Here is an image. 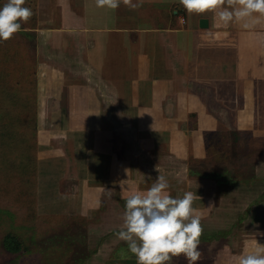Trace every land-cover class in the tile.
Listing matches in <instances>:
<instances>
[{
  "label": "crops",
  "instance_id": "obj_1",
  "mask_svg": "<svg viewBox=\"0 0 264 264\" xmlns=\"http://www.w3.org/2000/svg\"><path fill=\"white\" fill-rule=\"evenodd\" d=\"M49 3L59 25L36 51L35 100L46 120L35 130L34 215L43 205L59 206L49 214L82 216L109 205L105 214L116 223L99 237L101 264H137L116 235L126 198L163 175L173 198L197 194L193 206L211 231L226 188L204 173L225 168L235 178L233 150L246 158L264 144V16L226 25L215 12L188 14L179 0H143L135 10ZM256 154L263 166L264 151ZM261 205L220 240L202 235L197 264H238L264 245ZM173 260L187 264L183 255Z\"/></svg>",
  "mask_w": 264,
  "mask_h": 264
},
{
  "label": "rangeland",
  "instance_id": "obj_2",
  "mask_svg": "<svg viewBox=\"0 0 264 264\" xmlns=\"http://www.w3.org/2000/svg\"><path fill=\"white\" fill-rule=\"evenodd\" d=\"M5 3L7 0H0V7ZM48 4L49 0H26L23 7L32 9L34 15L27 23L22 22L21 30L12 39L0 40V264H47L49 261L50 264H83L85 259L87 264H101L107 252L100 250L101 247L97 249L99 237L116 223L110 211L105 214L109 205L83 216L49 214L48 211L54 212L59 207L52 205L51 208L43 205L41 208L45 209L40 210L38 216L33 213L35 130L41 119L46 120V115L38 114L35 100L36 51L43 52L41 45L43 40L46 43L50 39L49 29L59 25V13L53 11L54 8L51 10ZM75 53L72 51L69 55ZM259 151H264V144L256 147L253 153ZM250 159V156H236L233 150L235 178L250 174V165H253ZM250 193L245 186L237 191L238 198ZM219 196L224 198L227 194ZM206 232L210 231L204 230L202 235ZM7 233L22 242L20 252L5 249L2 239ZM109 245L108 240L102 249Z\"/></svg>",
  "mask_w": 264,
  "mask_h": 264
},
{
  "label": "clouds",
  "instance_id": "obj_3",
  "mask_svg": "<svg viewBox=\"0 0 264 264\" xmlns=\"http://www.w3.org/2000/svg\"><path fill=\"white\" fill-rule=\"evenodd\" d=\"M143 0H95L96 7L115 10L121 3L137 9ZM26 0H7L0 7V40L8 41L21 30L34 15L32 9L23 7ZM188 14L215 12L228 23L260 14L264 16V0H179ZM168 181L159 175L146 191L134 192L126 198L123 225L118 239L128 245L137 264H172L181 255L187 264H197L202 259L199 250L203 234V214L193 205L197 194L185 192L182 198L167 193ZM199 198H201L199 196ZM238 264H264V245L256 243L253 251L239 257Z\"/></svg>",
  "mask_w": 264,
  "mask_h": 264
},
{
  "label": "trees",
  "instance_id": "obj_4",
  "mask_svg": "<svg viewBox=\"0 0 264 264\" xmlns=\"http://www.w3.org/2000/svg\"><path fill=\"white\" fill-rule=\"evenodd\" d=\"M252 155L249 161L253 162V165H250V174L243 176L244 178H233L225 168L208 169L204 173L205 177L215 179L219 188L225 189L229 187V189H226L227 197H224V202L220 204L219 213L217 212L213 216L215 219L214 227L210 231L213 238L220 239L224 235V232H230L231 229L228 230L227 228L231 224L233 225V229H239L240 226L247 224L248 220L245 219L246 214L260 203L262 205L264 203V165H259L263 158H259L256 153ZM243 186L249 188L251 193L245 195V198H238L240 195H237V191ZM243 203L246 205L244 206ZM210 232H206L205 234L208 236ZM2 242L5 249L9 252L18 253L22 249V242L11 233H7L3 237Z\"/></svg>",
  "mask_w": 264,
  "mask_h": 264
},
{
  "label": "water",
  "instance_id": "obj_5",
  "mask_svg": "<svg viewBox=\"0 0 264 264\" xmlns=\"http://www.w3.org/2000/svg\"><path fill=\"white\" fill-rule=\"evenodd\" d=\"M198 25L200 28H206L208 26V20L206 18H200Z\"/></svg>",
  "mask_w": 264,
  "mask_h": 264
}]
</instances>
